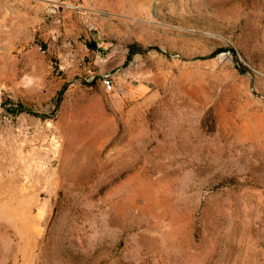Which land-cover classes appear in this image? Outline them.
I'll return each mask as SVG.
<instances>
[{"label":"rangeland","instance_id":"374dc122","mask_svg":"<svg viewBox=\"0 0 264 264\" xmlns=\"http://www.w3.org/2000/svg\"><path fill=\"white\" fill-rule=\"evenodd\" d=\"M0 264H264V0H0Z\"/></svg>","mask_w":264,"mask_h":264},{"label":"built area","instance_id":"2783aa9c","mask_svg":"<svg viewBox=\"0 0 264 264\" xmlns=\"http://www.w3.org/2000/svg\"><path fill=\"white\" fill-rule=\"evenodd\" d=\"M104 83H105V85H106L107 87H111V82H110V80H109L108 78H106V79L104 80Z\"/></svg>","mask_w":264,"mask_h":264},{"label":"trees","instance_id":"16d2710c","mask_svg":"<svg viewBox=\"0 0 264 264\" xmlns=\"http://www.w3.org/2000/svg\"><path fill=\"white\" fill-rule=\"evenodd\" d=\"M220 51H222V50H220ZM135 52H136L135 49L132 47L131 50H130V53H129V56L128 57H130Z\"/></svg>","mask_w":264,"mask_h":264}]
</instances>
